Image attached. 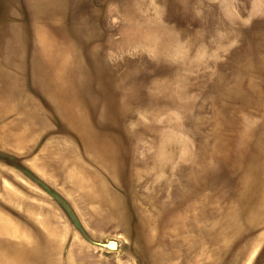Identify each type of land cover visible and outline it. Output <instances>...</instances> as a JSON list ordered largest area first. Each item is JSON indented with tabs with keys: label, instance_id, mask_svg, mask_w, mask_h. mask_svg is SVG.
I'll return each instance as SVG.
<instances>
[{
	"label": "rangeland",
	"instance_id": "1",
	"mask_svg": "<svg viewBox=\"0 0 264 264\" xmlns=\"http://www.w3.org/2000/svg\"><path fill=\"white\" fill-rule=\"evenodd\" d=\"M0 264H264V0H0Z\"/></svg>",
	"mask_w": 264,
	"mask_h": 264
},
{
	"label": "bare ground",
	"instance_id": "2",
	"mask_svg": "<svg viewBox=\"0 0 264 264\" xmlns=\"http://www.w3.org/2000/svg\"><path fill=\"white\" fill-rule=\"evenodd\" d=\"M66 65H67V62H66V64H64V66H61L58 70H59V76H61V77H63V78H66L67 79V77H66V75H65V71H66ZM48 66H49V64H48ZM51 70V69H50ZM52 73V72H51ZM52 75H54V74H52ZM53 82H54V84H53V86H54V89H55V93H56V96H57V98L61 101V103L63 104L62 105V107L61 108H63L65 111H67V106H66V101H65V98H63L64 96H63V93H62V90L56 85V81H55V76H53ZM71 80V79H70ZM73 80H76V79H73ZM78 81L79 80H76V82L78 83ZM72 101V100H71ZM71 101L69 102V103H71ZM69 105V104H68ZM73 105H74V103H73ZM68 107H70V109H71V107H74V109H73V113H68L67 112V114L74 120V122L75 121H80L81 120V118H82V112L80 113L79 111H78V109L77 108H75L76 107V105L75 106H68ZM70 111V110H69ZM78 128V127H77ZM79 130H80V128H79ZM68 180L70 181V180H72V181H76L77 180V178L73 175V177L72 178H69L68 177ZM114 243V242H113ZM115 243L114 244H112V245H109V246H107V248H109V249H114L115 248Z\"/></svg>",
	"mask_w": 264,
	"mask_h": 264
},
{
	"label": "water",
	"instance_id": "3",
	"mask_svg": "<svg viewBox=\"0 0 264 264\" xmlns=\"http://www.w3.org/2000/svg\"><path fill=\"white\" fill-rule=\"evenodd\" d=\"M112 244H114V243L113 242H108L107 243V246L112 245Z\"/></svg>",
	"mask_w": 264,
	"mask_h": 264
}]
</instances>
